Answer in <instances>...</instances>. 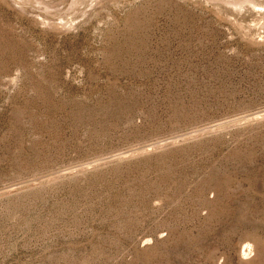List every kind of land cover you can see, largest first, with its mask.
<instances>
[{
	"label": "rangeland",
	"instance_id": "rangeland-1",
	"mask_svg": "<svg viewBox=\"0 0 264 264\" xmlns=\"http://www.w3.org/2000/svg\"><path fill=\"white\" fill-rule=\"evenodd\" d=\"M0 264H264V0H0Z\"/></svg>",
	"mask_w": 264,
	"mask_h": 264
}]
</instances>
